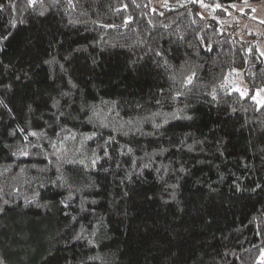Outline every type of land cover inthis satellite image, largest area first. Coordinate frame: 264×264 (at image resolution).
I'll list each match as a JSON object with an SVG mask.
<instances>
[{
  "label": "trees",
  "instance_id": "1",
  "mask_svg": "<svg viewBox=\"0 0 264 264\" xmlns=\"http://www.w3.org/2000/svg\"><path fill=\"white\" fill-rule=\"evenodd\" d=\"M198 1L0 0V264H264V62Z\"/></svg>",
  "mask_w": 264,
  "mask_h": 264
},
{
  "label": "rangeland",
  "instance_id": "2",
  "mask_svg": "<svg viewBox=\"0 0 264 264\" xmlns=\"http://www.w3.org/2000/svg\"><path fill=\"white\" fill-rule=\"evenodd\" d=\"M159 2L160 0H156L157 4ZM198 6L199 14L215 23L220 30L230 32L240 40L250 41L264 62V0L243 1L232 4L230 8L222 6L224 11L221 13H218L219 6L216 4L210 5L199 0ZM234 83L232 89L245 93L242 74ZM254 97L258 102L264 103L260 99L264 98V89L259 90Z\"/></svg>",
  "mask_w": 264,
  "mask_h": 264
},
{
  "label": "snow or ice",
  "instance_id": "3",
  "mask_svg": "<svg viewBox=\"0 0 264 264\" xmlns=\"http://www.w3.org/2000/svg\"><path fill=\"white\" fill-rule=\"evenodd\" d=\"M5 39H6V37H5ZM242 95H243V93H242ZM253 99H255V97H253ZM33 135H35V133H33Z\"/></svg>",
  "mask_w": 264,
  "mask_h": 264
}]
</instances>
